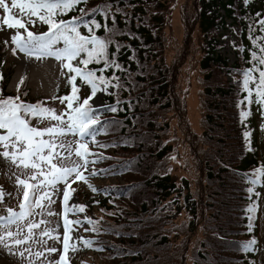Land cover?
Returning <instances> with one entry per match:
<instances>
[{
	"label": "trees",
	"instance_id": "trees-1",
	"mask_svg": "<svg viewBox=\"0 0 264 264\" xmlns=\"http://www.w3.org/2000/svg\"><path fill=\"white\" fill-rule=\"evenodd\" d=\"M107 3L127 13L115 15L117 58L127 72L117 71L124 84L123 110L102 113V119L120 123L97 133L107 148L90 147L108 157L94 167L109 172L90 176L88 183L106 191H92L85 183L77 191L81 198L94 195L96 218H89L100 229L81 226L91 241L83 244L91 254L82 264H248L246 247L257 218L248 179L264 161L248 149L239 112L248 95L241 87L243 70L251 66L250 51L259 53L264 44L249 39L264 38L257 23L264 19V0L246 5L243 0H85L62 18ZM95 18L102 24L96 34L103 36L105 20L99 13ZM226 18L236 25L233 64L220 53L217 39ZM106 22L113 25L111 18ZM129 55L136 59L129 61ZM9 73H0V98L24 100L20 91H5ZM68 91L65 78L58 92ZM116 98L105 95L103 104ZM190 99H197L195 105ZM249 99L253 118L264 119L255 94ZM5 185L0 178V194Z\"/></svg>",
	"mask_w": 264,
	"mask_h": 264
},
{
	"label": "snow or ice",
	"instance_id": "snow-or-ice-1",
	"mask_svg": "<svg viewBox=\"0 0 264 264\" xmlns=\"http://www.w3.org/2000/svg\"><path fill=\"white\" fill-rule=\"evenodd\" d=\"M85 0H0V10L3 17L0 23L7 29L16 30L10 36L11 51L15 55L17 50L29 57H52L60 62L62 70L67 71L66 83L69 91L60 96L52 97L63 105L62 110L57 114L56 110L47 107L41 103H27L19 95L0 98V157L10 160L12 164L23 170L25 178L16 177V184L22 187V197L19 201V211L7 209V217H0V220L6 221L8 225L16 224L20 226L25 222L26 217L34 215L33 209L39 207L45 211L48 205L54 203L55 194L60 191L59 186L63 184L61 206L64 207L70 199L69 184L73 178L82 180L92 191H106V189L93 188L88 183L90 176L108 173V169H96L94 165L101 160L107 159L103 153L93 152L89 148V142L100 148H107V143L97 141V133H105L114 130L113 126L120 122L115 119H102V113L122 111L120 107L123 101L119 99V89L124 88L117 71L127 72V69L118 62V52L121 48L119 41L115 40L118 28L115 26V15L121 14L127 16L120 6L113 7L111 3L103 7L84 8L80 7V15H74L70 18H62L69 10L77 5H82ZM246 5L248 0H243ZM18 9L17 14L14 10ZM104 18V35L98 36L96 33L101 29L102 24L95 18L96 14ZM108 18H111L113 25L107 24ZM41 23L46 25V30L35 33L29 30V24ZM260 30L264 31V19H258ZM81 28L85 31L82 32ZM20 29L23 31L21 32ZM129 37L131 34L129 33ZM251 43L257 45V40L264 39L257 37L252 39ZM8 41H5L7 47ZM114 47L115 51L109 52V48ZM130 47V46H128ZM251 65L243 70L242 90L248 95L243 97L248 101L254 93L255 101L260 108V115L264 117V44L259 45V53L250 51ZM129 61L136 59L129 55ZM90 64L100 65L98 68L89 67ZM111 69V75H105L107 70ZM64 75V72H61ZM2 79V76H0ZM79 80V84L77 83ZM23 78H21V81ZM86 85L89 89L88 94L80 96V86ZM254 85V87L250 86ZM19 90V83L17 84ZM109 89L112 91L110 92ZM98 92L105 95L117 97L111 104L93 105L90 101L97 96ZM240 104H237L239 107ZM131 110V109H129ZM248 116L247 111H240L239 117L243 123ZM50 119L55 124L46 127L33 126L30 122L32 118ZM260 129L264 131V121L260 124ZM75 137V148L73 141H66L69 135ZM250 133L245 129L242 136L248 139ZM74 155L78 159H73ZM89 165H92L90 171ZM88 172V175L83 173ZM264 172L262 168H255L253 175L248 179L250 185L259 183L260 174ZM74 191V189H73ZM248 193L253 192V187L247 188ZM47 201V204L44 202ZM93 203H98L93 201ZM111 203V201H110ZM87 206L84 204H74L66 208L70 213H82ZM253 210V204H248V211ZM101 211H104L103 209ZM52 215L51 211L47 212ZM63 219V250L59 252L58 260H48V264H69L66 259V253L70 248L75 247V243L70 244V232L73 226H79L86 222L92 226V230L99 231L96 227V221L84 216L83 220H70L65 217V213H60ZM251 219V217H250ZM43 223L49 225L47 220L27 221L26 228L29 234L23 236V239L17 238L18 233L10 230L0 233V243L8 248L9 243L15 246H23L26 241L34 235L36 230L39 237L51 236L52 239H58L57 235H52L55 229L45 227L39 229ZM3 227V225H0ZM86 231L88 229H85ZM249 226V231H251ZM118 234V233H117ZM85 245H90V240L80 238ZM7 241V242H5ZM45 241L40 240L43 244ZM33 243H36L33 240ZM255 244V238L248 241ZM10 250V249H9ZM27 249L17 250V254L24 256ZM46 253H56L57 248L46 247ZM44 252H29L28 264H33V257H41ZM47 259V257H45ZM36 264H44V260H36Z\"/></svg>",
	"mask_w": 264,
	"mask_h": 264
},
{
	"label": "rangeland",
	"instance_id": "rangeland-1",
	"mask_svg": "<svg viewBox=\"0 0 264 264\" xmlns=\"http://www.w3.org/2000/svg\"><path fill=\"white\" fill-rule=\"evenodd\" d=\"M10 1L11 0H7L9 4L11 3ZM14 11L17 14L19 13L18 9ZM2 17L3 13L2 10H0V21H2ZM174 27L175 33L180 37L181 30L179 24L176 22ZM234 27L235 25L231 24V20H227L225 26L217 31V39L219 43L223 45V48H221L219 51L223 57L226 58L229 64H232L236 59L235 52L238 41L235 32L232 31ZM15 31L16 30L14 29H7L2 23H0V53L3 55V69L11 68L12 70L9 89L14 90L18 82L21 81V78H23L21 82L24 84V88L29 91V94L35 98H41L43 105L55 109L57 114H59L63 108V105H61L58 100H53L52 97L57 96L56 90L58 86H61L63 83L64 75H61V72L63 71L65 74L67 71L62 70L60 67V62L56 61L52 57H29L24 53L19 52V50H17V53L13 55L11 51L13 46L11 45L10 36L14 34ZM20 31L22 32L23 30L20 29ZM6 40L8 41L7 47L5 46ZM104 95L105 94L103 92H98L97 96L94 97L90 103L93 105H102ZM196 101L197 99H190L191 105H195ZM245 111H247V109H245ZM195 115L196 112L193 111V116ZM30 122L33 124V126L37 127H46L56 123L50 119H39L36 117L32 118ZM261 122L262 120L258 121L257 119L252 121L251 114L248 112V116L244 119V129H247L249 133H252L254 136L256 133V146H258L260 150L258 156L260 158H264V131L260 129ZM65 140L73 141L72 147L73 149L75 148L74 136L70 134L65 138ZM249 143V148L253 149V143L250 141ZM72 158L78 159L75 157L74 151ZM0 168L3 172L6 171L8 173L6 180L10 187L0 199L2 200L0 203L2 206L0 207V213H7V208L5 206L6 204H14L15 209L18 212L23 186H18L16 184V177L20 176L21 179L25 178L23 175V170L12 164L10 160H5L3 157H0ZM78 187H82L81 181L76 180L74 184H69L70 199L67 201L64 207L61 206L60 202L63 196V184H61L59 186L60 191H58L53 198L55 202L51 205H48V208L45 211L42 212L41 208L37 207L33 209L34 215L26 217L25 222L21 223L20 226H17L16 224H5L3 227H0V233L10 230L19 234L17 238L23 239L24 235L29 234L26 228L27 221L47 220L51 223L49 225L41 223L39 225V229L44 230L46 226L50 227L55 229V232L52 235L58 236V239L55 240L52 239L51 236L41 238L39 237L38 232L33 230L34 235H32V238L26 241L23 246L13 247L9 243L8 248H5L4 243H0V264H28V260L25 258L28 257L29 252H44V248L46 247H55L57 248V252L51 254L44 252V255L41 257H33V264H36L37 259L44 260V264H48V260L57 261L59 252L63 250V220L61 219L60 213L64 212L65 217L72 220L71 213L67 212L66 208L74 204H81L78 201L77 194L75 192L78 190ZM253 201L258 202V241L257 243L253 244L252 248L250 249V254L254 257L255 264H264V172L260 174L259 183L253 186ZM44 203L47 204V201ZM48 211H51L53 214L48 215ZM90 212H92V210H90ZM80 214L83 215L82 213ZM80 238L85 239L77 226H73V230L70 232L69 242L70 244L74 242L75 247L70 248L66 253V259L68 260L69 264H73L74 260H76L77 257L82 254V242ZM41 239L45 241L43 244L40 243ZM33 240H35L36 243H33ZM18 249H27V251H24L23 257L17 254ZM45 257H47V259H45Z\"/></svg>",
	"mask_w": 264,
	"mask_h": 264
}]
</instances>
